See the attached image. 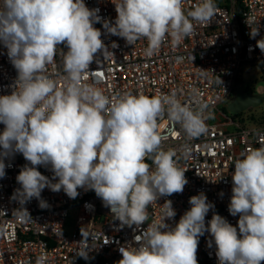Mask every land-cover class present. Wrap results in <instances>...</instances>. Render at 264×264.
I'll list each match as a JSON object with an SVG mask.
<instances>
[{"label":"clouds","instance_id":"clouds-1","mask_svg":"<svg viewBox=\"0 0 264 264\" xmlns=\"http://www.w3.org/2000/svg\"><path fill=\"white\" fill-rule=\"evenodd\" d=\"M112 2L116 19L103 21V28L129 45L146 39L149 57L166 38L178 46L193 32L194 22L210 23L216 14L214 0H200L187 13L183 0ZM99 11L85 0H0V44L17 71L11 94L0 95V179L6 175L5 158L20 153L29 162L16 177L20 188L12 197L20 205L14 209L20 222L32 220L24 205L33 198L42 209L48 207L41 198L46 187L63 190L71 199L82 188L93 190L121 225L139 227L149 221L150 204L183 193L188 183L176 153L163 148L158 122L166 116L188 138H198L207 132V106L182 103L175 93L149 97L125 92L112 99L95 83H85L95 55L109 52L101 30L94 27L102 20ZM258 34L250 32L251 38ZM256 47L264 52V38ZM58 53L62 86L47 73ZM37 166L50 167L57 182ZM232 182L228 211L239 215L238 228L215 212L206 224L215 206L203 192L190 197V209L170 227L165 220L176 212L166 200L161 220L135 237L138 247H121L117 264H198L199 239L205 232L212 237L209 247L214 241L218 264H261L264 145L247 149L234 162ZM88 250L89 245L78 255L87 259ZM35 264H47L46 255Z\"/></svg>","mask_w":264,"mask_h":264},{"label":"built area","instance_id":"built-area-1","mask_svg":"<svg viewBox=\"0 0 264 264\" xmlns=\"http://www.w3.org/2000/svg\"><path fill=\"white\" fill-rule=\"evenodd\" d=\"M214 2L216 14L210 23L194 22L193 32L178 46L166 38L159 51L149 57L145 54L146 39L129 45L103 28V21L114 23L117 16L112 0H85L87 7L100 10L102 20L94 27L101 30V39L109 52L105 56L103 52L95 55L84 82L95 83L112 99L125 92L149 97L175 93L182 103L206 105L207 132L190 139L179 124L166 116L158 122L160 134L165 137L163 148L176 153L188 183L183 193L160 197L150 204L149 221L139 227L121 225L93 190L82 188L78 189L79 196L71 199L63 190L53 192L46 187L41 198L48 207L42 209L33 198L24 205L32 220L18 221L14 209L20 205L12 197L20 188L16 177L29 162L20 153L5 158L6 175L0 179V264H35L42 254L46 255L47 264H117L122 259L119 249L128 245L138 247L135 237L149 223L161 220L166 200L172 201L176 216L165 223L175 227L190 209V197L201 192L215 206L207 214L206 224L215 212L238 228L239 215L232 216L228 211L234 162L247 149L264 145V125L241 127L223 109H228L235 95L244 64L258 67L264 76V52L256 47L257 41L264 38V0ZM199 3L200 0H183L184 11L187 13ZM257 30L259 34L251 38L250 32ZM59 48L67 51L64 45ZM47 73L63 85L59 53ZM16 78L17 71L7 49L0 44V95L11 94ZM3 129L0 124V132ZM147 162L151 164V160ZM37 170L52 179L50 167L37 166ZM210 240L208 232L200 237L198 264H218L214 241L208 246ZM88 245L85 259L78 253Z\"/></svg>","mask_w":264,"mask_h":264},{"label":"rangeland","instance_id":"rangeland-1","mask_svg":"<svg viewBox=\"0 0 264 264\" xmlns=\"http://www.w3.org/2000/svg\"><path fill=\"white\" fill-rule=\"evenodd\" d=\"M238 87H243L248 94L264 96V76L261 74L259 68L244 64L240 78L237 81ZM223 111L232 117L241 127L264 125V103L258 108L238 114H234L225 108Z\"/></svg>","mask_w":264,"mask_h":264},{"label":"water","instance_id":"water-1","mask_svg":"<svg viewBox=\"0 0 264 264\" xmlns=\"http://www.w3.org/2000/svg\"><path fill=\"white\" fill-rule=\"evenodd\" d=\"M263 103L264 96L248 94L243 87H238L232 101L228 105V109L230 112L238 114L250 109L258 108Z\"/></svg>","mask_w":264,"mask_h":264},{"label":"trees","instance_id":"trees-1","mask_svg":"<svg viewBox=\"0 0 264 264\" xmlns=\"http://www.w3.org/2000/svg\"><path fill=\"white\" fill-rule=\"evenodd\" d=\"M254 93V92H253Z\"/></svg>","mask_w":264,"mask_h":264}]
</instances>
